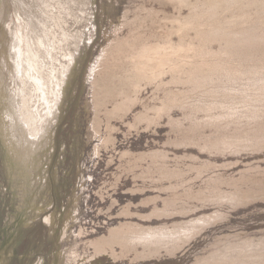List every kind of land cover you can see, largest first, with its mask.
Returning a JSON list of instances; mask_svg holds the SVG:
<instances>
[{"label": "rangeland", "instance_id": "374dc122", "mask_svg": "<svg viewBox=\"0 0 264 264\" xmlns=\"http://www.w3.org/2000/svg\"><path fill=\"white\" fill-rule=\"evenodd\" d=\"M184 1L0 0V264H264V0Z\"/></svg>", "mask_w": 264, "mask_h": 264}, {"label": "bare ground", "instance_id": "6f19581e", "mask_svg": "<svg viewBox=\"0 0 264 264\" xmlns=\"http://www.w3.org/2000/svg\"><path fill=\"white\" fill-rule=\"evenodd\" d=\"M163 1H168V2H170L171 0H163ZM186 1V0H185ZM184 1V2H185ZM209 1V0H208ZM180 2V1H179ZM171 3H173V2H171ZM211 3L212 4H210L211 6V8H218V7H220V2H219V0H212L211 1ZM224 3V2H223ZM181 5H184V3L183 4H181ZM192 8V7H191ZM197 8V7H196ZM199 12V11H198ZM176 18V17H175ZM178 18V17H177ZM176 18V19H177ZM172 19H174V17H172ZM191 19V18H190ZM179 20V19H178ZM197 20V19H196ZM165 21H167V20H165ZM174 21H176L175 19H174ZM154 22V21H153ZM170 22H171V20H170ZM189 22V21H188ZM188 22H185V23H183V25H184V27H183V32H185V29H187V28H189L187 25H188ZM180 24V23H179ZM187 24V25H186ZM139 25V24H138ZM185 26L187 27V28H185ZM189 26H190V24H189ZM185 28V29H184ZM191 28V27H190ZM192 28H194V27H192ZM200 28V27H199ZM180 29H181V27H180ZM190 30V29H189ZM193 30V29H192ZM161 31V38L162 37H164V33H167V31H162V30H160ZM172 31V30H171ZM179 31H182V29L181 30H179ZM187 31V30H186ZM203 31V30H202ZM205 31V30H204ZM188 32V31H187ZM175 33H177V32H175ZM179 33V32H178ZM182 33V32H181ZM180 33V34H181ZM186 33V32H185ZM197 33V32H196ZM173 33H171V35H172ZM182 35V34H181ZM187 35V34H186ZM196 36H198L199 37V35H196ZM202 36V35H201ZM213 36V35H212ZM139 37H141V36H139ZM139 37H136L135 39H133V40H131V41H127V40H125V42H119V43H117L116 45H115V48L117 49V52L119 53V54H123V55H129V57H130V59H135L134 60V66H133V71L131 72V74H129V75H127V77H128V80L125 82V81H122L123 83L121 84V87H122V85L124 84H126L127 86H129V87H126V88H132V90H139L140 89V86L141 85H139V82L140 81H144V80H146V81H153V78L155 77V78H158L159 76H160V74H163L164 73V71L162 70V71H160V70H157L159 67H161L162 68V66H164V63L166 64V62H168L169 63V60H170V58H172L173 59V56L174 57H176V53H177V51L179 50V48L178 47H176V49H178L177 51H174L175 49H173V48H171V46L173 45H171V46H169L168 48H170L171 50H173L175 53H172L173 55H169L170 53H169V50H168V53L166 54V51L165 50H163V47H167V46H160L159 44L158 45H156V46H149V45H146L145 43H143V45H140V43H139V41H136L137 40V38L139 39ZM168 37V36H167ZM183 37H184V34H183ZM198 37H196V39H194L193 41H195V40H197L198 39V41H200V43H201V40H202V43L201 44H203L204 42H203V40L204 41H210L211 39L209 38V36H207V37H205L204 39H203V37L200 39V38H198ZM207 38H208V40H207ZM163 39H165V38H163ZM170 39V38H169ZM182 39V38H181ZM167 40V39H166ZM127 41V42H126ZM190 41V40H189ZM192 41V42H193ZM192 42H190V43H192ZM196 42V41H195ZM168 43H170L169 42V40H168ZM168 43H167V41H166V45H168ZM183 43V42H182ZM189 43V44H190ZM180 45H183V44H181L180 43ZM192 45H194V44H192ZM191 44H190V46H192ZM190 46L188 47V49L190 50V51H192L191 49H194V48H190ZM195 46H198V45H195ZM172 47H174V46H172ZM180 47V46H179ZM193 47V46H192ZM198 47H200V46H198ZM126 48H127V50H126ZM182 48H183V46H182ZM165 49V48H164ZM184 49H186V47H184L183 48V51L181 50H179V52H181V53H185L186 51H188L187 49L186 50H184ZM196 49V48H195ZM194 49V51L196 52L198 49H201V51H203V49H205V48H198L197 50H195ZM194 51H192L193 53V56H194V59H196V57H197V53H200V55H201V53L202 52H200V50H199V52H197V53H195V55H194ZM129 53V54H126V53ZM204 52V51H203ZM181 53H179V54H181ZM175 54V55H174ZM187 54V53H186ZM123 55H121L122 57H124ZM168 55V56H167ZM199 55V56H200ZM120 56V55H119ZM169 56H171L170 58H169ZM185 56H187V57H189L188 56V54L187 55H185ZM118 57V56H117ZM121 57V58H122ZM180 57V56H179ZM179 57H177V59L179 58ZM184 57V56H183ZM191 57V56H190ZM201 57V56H200ZM204 57H206V56H204V53H203V58ZM119 58V57H118ZM128 58V57H127ZM186 58V57H185ZM198 58V57H197ZM202 58V59H203ZM176 59V58H175ZM180 59H182V57L180 58ZM193 59V58H192ZM193 59V60H194ZM202 59H200V60H202ZM119 60V59H118ZM117 60V61H118ZM121 60V59H120ZM119 60V61H120ZM125 60H126V58H125ZM128 60V59H127ZM174 60V59H173ZM118 61V62H119ZM131 61V60H130ZM172 61V60H171ZM170 61V62H171ZM175 61V60H174ZM125 63L127 62V61H124ZM123 63V62H122ZM167 63V64H168ZM197 62H194V63H191V64H196ZM127 64H128V62H127ZM131 64V63H130ZM166 64V65H167ZM172 64V63H171ZM222 65V64H221ZM174 66H176V64L174 65ZM183 66V65H182ZM192 66V65H191ZM202 66V65H201ZM213 67V66H215V65H209L208 66V68L209 67ZM229 66V65H228ZM199 67V66H198ZM210 67V68H211ZM173 68H175V67H173ZM172 68V69H173ZM177 68V69H176ZM175 69H174V71L175 72H173V73H176L177 72V70H181V68H178V66L176 67ZM192 68H195V66H193ZM202 68H205L204 66H202ZM202 68H200V70H199V74H201V69ZM196 69V68H195ZM222 69H224L223 67H222ZM230 68H228V70H229ZM179 70V71H180ZM197 70V69H196ZM209 70V69H208ZM211 70V69H210ZM213 70V69H212ZM219 70H221V69H219ZM219 70H217V72L219 71ZM225 70H227V68L225 69ZM158 71V72H157ZM183 71V70H182ZM188 71H190L189 73H190V76H189V78H187L188 80L189 79H191V78H193V75L194 76H196V74H194L195 73V70L193 69V71L192 70H189L188 69ZM188 71H186L187 73H188ZM203 71V70H202ZM214 71V70H213ZM212 71V72H213ZM223 71V70H222ZM222 71H221V74L223 75V73H226V74H228L229 73V71H228V73L225 71V72H223L222 73ZM170 72H172V70L170 71ZM181 72V71H180ZM180 72H178V73H180ZM185 72V73H186ZM194 72V73H193ZM205 72V71H204ZM207 72V71H206ZM205 72V73H206ZM208 72H210V71H208ZM220 72V71H219ZM182 73V72H181ZM180 73V74H181ZM187 73L186 74H184V75H187ZM197 73V72H196ZM213 73H215L216 74V72L214 71ZM164 75V74H163ZM182 75V74H181ZM214 75V74H213ZM205 76H206V74H205ZM205 76H203L202 75V77L204 78ZM210 77L209 78H211V75H209ZM126 77V76H125ZM124 77V78H125ZM197 77V76H196ZM196 77H194V78H196ZM201 77V78H202ZM122 78V77H121ZM120 78V79H121ZM124 78H123V80H124ZM230 78V77H229ZM117 79V78H116ZM208 79V78H207ZM118 80V79H117ZM198 80H199V78H198ZM202 80H204V79H202ZM208 80H210V79H208ZM207 80V81H208ZM193 81H196V80H193ZM201 81V80H200ZM204 81H206V79L204 80ZM109 84V83H108ZM103 85V84H102ZM110 85V84H109ZM108 85V86H109ZM123 85V86H124ZM101 86V85H100ZM115 86V85H114ZM120 86V85H119ZM105 87V86H104ZM113 88V87H112ZM112 88H110V90L112 89ZM102 89V88H101ZM116 89V88H115ZM122 89V88H121ZM104 91H105V88L103 89ZM107 91V90H106ZM127 91H128V89H127ZM129 91H131V90H129ZM128 91V92H129ZM112 92L113 91H111V92H109L108 94H111L112 95ZM115 92V91H114ZM118 92V91H117ZM122 92H123V89H122ZM121 92V93H122ZM120 93V92H119ZM120 93V94H121ZM126 93V92H125ZM136 93V92H135ZM101 94H102V92H101ZM128 94V93H127ZM126 94V95H127ZM26 95H28V93L26 94ZM105 95V94H104ZM122 95V94H121ZM130 95V94H129ZM29 96V98H30V95H28ZM110 96V95H109ZM114 96V95H113ZM120 96V95H119ZM126 98H127V96H126ZM126 98H124V99H126ZM102 99V98H101ZM105 99H107V98H105ZM131 99V98H130ZM133 99V98H132ZM135 99V98H134ZM133 99V101L135 102V100ZM99 101V100H98ZM104 101V100H103ZM125 101V100H124ZM127 102V101H126ZM125 102V103H126ZM25 103H29V100H26L25 101ZM123 103V102H122ZM121 103V104H122ZM130 103V102H129ZM127 104V103H126ZM100 105V104H99ZM128 105V104H127ZM127 105H124L125 106V109H123L124 111H126V110H128L130 107L128 106V108L126 109V107H127ZM104 106V105H103ZM165 107V106H164ZM119 108L120 109H122L120 106H119ZM29 117V116H28ZM211 216H213V215H211ZM214 217L216 218V216H215V214H214ZM210 218V217H209ZM206 219H208V217L206 218L205 217V222L207 221ZM199 221H202V219L201 220H199ZM210 222V221H209ZM197 223V222H196ZM203 223V222H202ZM120 225H122V223L120 224ZM179 225H181V224H179ZM184 225V227H185V225H188L189 226V224H183ZM205 225V224H204ZM188 226H186V227H188ZM192 225H190V227H191ZM120 227H122V226H119V228L118 227H115V229H112L111 231H110V233H111V236H110V238L107 240V244L109 245V246H113L114 244H121V243H119L122 239H123V237L125 236V235H127L126 233L124 234V232H126V231H124L123 233H122V231H123V228H120ZM126 227V226H125ZM129 227V226H128ZM133 227V226H132ZM138 227H140V226H138ZM178 227V226H177ZM177 227H175V228H177ZM116 228H118V229H116ZM133 228H137V227H133ZM133 228H128V229H133ZM149 228V227H148ZM174 228V229H175ZM194 228V227H193ZM202 228V227H201ZM146 229V228H145ZM179 229V228H178ZM188 229V228H187ZM140 230V229H139ZM138 230V231H139ZM149 230V229H148ZM152 230H155L156 231V229H152ZM157 230H158V228H157ZM195 230H196V228H195ZM128 231V230H127ZM151 231V230H150ZM159 231V230H158ZM174 231V230H173ZM183 231V230H182ZM186 230H184L183 232H185ZM128 232H130V230L128 231ZM141 232V231H140ZM146 231H144V233H145ZM172 232V231H171ZM170 232V233H171ZM176 232V231H175ZM180 232V231H179ZM183 232H182V235H183ZM150 233H152L153 235L154 234H156V232L155 233H153L152 231L150 232ZM159 233H161L160 231H159ZM181 233V232H180ZM200 233V232H199ZM129 234V233H128ZM187 234V233H186ZM188 234H189V232H188ZM137 235H139V234H137ZM136 235V236H137ZM144 235H148L147 233H145ZM143 235V236H144ZM151 235V234H150ZM148 236L147 237V239L148 238H150V237H152L153 235H151V236ZM166 235V234H165ZM177 235H179V233L177 234ZM185 235V234H184ZM129 236V235H128ZM163 236H164V234H163ZM163 236H161L160 237V239L162 240V237ZM172 236V235H171ZM180 236V235H179ZM127 237V236H126ZM126 237H124V239L126 238ZM130 237V236H129ZM128 237V238H129ZM133 237H134V234H133ZM146 237V236H145ZM155 237H156V235H155ZM159 237V236H158ZM181 237V236H180ZM182 237H184V236H182ZM181 237V239H178L179 240V242H180V240H182L183 238ZM130 238H132V237H130ZM135 238H137V239H145L146 240V238H143V237H141V235H140V237L139 236H137V237H135ZM153 238V237H152ZM175 238V237H174ZM187 239V237H184V239ZM127 239V238H126ZM134 239V238H133ZM133 239H131L132 240V242L133 241H135V240H133ZM185 239V240H186ZM152 240V239H151ZM190 240V239H189ZM129 241V240H128ZM144 241V240H143ZM164 241V240H163ZM132 242H131V244H132ZM171 242V241H170ZM173 242V241H172ZM124 243V242H123ZM116 244V245H117ZM129 244V243H128ZM127 244V245H128ZM166 244V243H165ZM176 244V243H175ZM123 245H125V244H123ZM127 245H125V246H127ZM129 246V245H128ZM127 246V247H128ZM157 247V246H156ZM159 247V246H158ZM101 250L103 251L104 250V248H101ZM112 250H114V249H112ZM170 250V249H169ZM101 251V252H102ZM142 254V253H141Z\"/></svg>", "mask_w": 264, "mask_h": 264}]
</instances>
